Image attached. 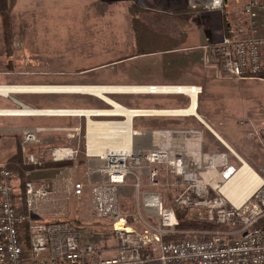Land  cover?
<instances>
[{
	"label": "built area",
	"instance_id": "2783aa9c",
	"mask_svg": "<svg viewBox=\"0 0 264 264\" xmlns=\"http://www.w3.org/2000/svg\"><path fill=\"white\" fill-rule=\"evenodd\" d=\"M223 0H188L191 10L218 12L224 15ZM226 16V15H225ZM225 36L218 43L203 47V64L224 79L264 80V3L249 0L230 19H225ZM153 88V87H150ZM182 88V87H181ZM187 95L196 97L200 88L183 87ZM193 89H196L193 91ZM153 94L152 92H147ZM104 111L80 109L0 111V116L26 117H75L85 123L81 128L65 130L69 141H77L76 148H49L50 162H74L81 153L87 160H97L100 166L87 169L91 210L95 218L110 221L116 241L115 255L104 257L95 245L80 240L70 223H42L34 220L37 206L49 202L59 193L49 182L23 184L22 214L17 207L14 176L0 170V264H145L141 257L148 249L150 259L158 264H264V171L253 174L259 186L248 199L232 203L221 193L237 169L225 154L204 153L202 133L184 126L172 130L136 132L132 120L151 116H182L184 113L155 110H128L108 101ZM127 114L131 119L129 126ZM185 115V114H184ZM109 116L108 123H97L98 117ZM99 127L106 131L98 132ZM91 129L94 133L90 135ZM37 131L22 132L20 151L26 165L40 168L44 162L28 152V146L40 144ZM151 138L146 146L145 139ZM239 164L242 161L237 159ZM246 164V163H245ZM239 169V168H238ZM161 172L175 180L167 187L181 189L171 207H166L157 191L142 193V209L154 218V225L139 231L127 225L119 212L117 191L128 177L140 188V181L147 180L149 187H157ZM98 174V179H95ZM64 194L80 198L84 185L70 183L61 186ZM215 197H212V196ZM19 204V202H18ZM203 210L208 223L229 228L215 232L208 239L184 238L164 242L163 237L174 232L178 222L176 212L184 211L195 216ZM195 218V217H194ZM27 223V237H21Z\"/></svg>",
	"mask_w": 264,
	"mask_h": 264
},
{
	"label": "crops",
	"instance_id": "0c3cea01",
	"mask_svg": "<svg viewBox=\"0 0 264 264\" xmlns=\"http://www.w3.org/2000/svg\"><path fill=\"white\" fill-rule=\"evenodd\" d=\"M247 1L249 0H227L224 16L231 19ZM259 1L264 3V0ZM130 5L137 8L138 41L133 34ZM3 20L9 23L8 39L13 36L15 40H20L19 43L22 42V58H9L10 52L6 54ZM57 22H61V25L64 23L65 44L70 42V45L72 37L78 42L79 53H75V56L71 53L69 58L56 57ZM225 32V18L220 13L191 10L188 0H0V111L30 108L100 112L106 106L111 108L108 104L110 101L128 110L184 112L192 107L191 98L187 94H150L132 90L156 86L192 87L201 89V93L195 97L193 112L174 117L136 118L132 120V128L136 132H150L184 126L201 133L204 130L211 133L213 130L204 120V109H200V106L205 108L201 105L200 96L203 95L202 86L209 85V81L216 77L214 71L202 62L203 47L220 42ZM66 36L70 39L67 40ZM144 41L150 44H142ZM137 49L141 52H136ZM71 50L70 48L69 51ZM98 53L105 56L101 57L100 62L96 61V65L90 66L89 58ZM57 58L62 59V63ZM146 59H158L157 63H153L158 67L156 71L144 66L142 60ZM72 60L83 63L72 65ZM59 64L66 67L57 69ZM118 66L125 75L156 72L157 77H160L114 80L108 78L110 73L103 72ZM77 67L80 69L76 70ZM105 87L106 90H103ZM53 88H87L94 92L51 90ZM96 120L97 123H108L112 117H98ZM71 128H81L82 134L85 130L84 120L75 117L0 116V162L12 157L14 149H17V139L24 130L38 129L40 144L35 147V152L44 163L51 164L49 155L44 154V150L76 148L77 141L66 138L65 130ZM225 138L230 140L232 147L236 146L239 154L226 146L224 141L216 140L230 154L228 156L224 153L230 163L235 160L238 162L237 159L244 163L250 161L251 153L237 147L238 144L227 132ZM81 141L83 143L82 137L81 162L85 166L93 165L96 171L100 163L96 159L87 160L84 157ZM144 142L147 147L150 146L151 138H146ZM204 149L202 135V150ZM95 179H98V174ZM59 182L67 183L65 180Z\"/></svg>",
	"mask_w": 264,
	"mask_h": 264
},
{
	"label": "rangeland",
	"instance_id": "374dc122",
	"mask_svg": "<svg viewBox=\"0 0 264 264\" xmlns=\"http://www.w3.org/2000/svg\"><path fill=\"white\" fill-rule=\"evenodd\" d=\"M60 23L61 22H57V31L55 38L56 57L65 56L69 58L71 53L73 54V56H75V53H79V44L78 42H75L76 39L73 37L70 45V42L68 44H65L63 42L64 23L62 25ZM13 35L15 36V34ZM66 39L69 40L70 38H67L66 36ZM19 41L20 40H15V38L11 36L10 40L8 39V41L6 42V54L10 52L9 58H11L12 56H19V58H22L23 53L20 51L23 49V44L22 42L19 43ZM138 44L139 43H137V46ZM142 44L149 45L150 43L144 41ZM68 48H71L72 50L69 51ZM137 51L139 52L140 50L137 49L136 52ZM92 56L93 58H89L90 66L96 65L94 63L96 61L100 62L101 57L105 55L103 53H98L92 54ZM57 59L59 60V63H62V59ZM159 60L163 61L160 57ZM142 62L144 66L147 65L153 72L156 71L158 68L153 64L157 63L158 59H146L142 60ZM70 63L72 65L76 64L78 66V64L83 63V61L72 60V62ZM64 64H59L60 67L58 66L57 69H63L64 67H66V65L64 66ZM158 66L159 69H161L160 64ZM79 69V67L76 68V70ZM103 72L110 73L108 78L114 80L127 78L136 79L143 77H153L157 79L160 77H157L158 75L156 74V72H146V75H125L123 74L119 66L116 68H109L107 70H104ZM213 73L217 80L213 77V79L209 81V85L202 86L203 95L200 96L201 105L203 104V106L205 107L201 108L200 106L201 110L204 109V120L207 125L213 131H215L217 135H219L222 141H224L236 154H238L236 151V146L232 147V145L229 144L230 140H227V138H225L226 132L229 134V136L232 137L234 141H236V144H238L237 147L240 146L241 149L243 148V150H246V153H251V155H249L250 161H247L246 164L253 172H255V174L257 173L259 174L258 176L261 177L263 176L261 175V171H264V80L245 82L235 81L233 79H224L221 75H218L215 72ZM199 114L201 115V112H199ZM195 126H197L196 122ZM202 135H204V153H226L228 156H230V154H228L224 147L218 141H216V139L211 133L204 130V133H202ZM21 137L22 134L17 139V149H14L12 157L0 162V170L5 169L11 174H13L15 178L14 183L17 186L18 194L22 193V186L27 181H32L34 183L46 181L54 186L56 192L59 191V193L56 194L52 198V200H50L49 202L40 203L37 206L36 214L33 216L34 220L42 223H56L59 221L71 222V225L75 227L76 230H78L79 235H82L84 237L86 236V234L88 235V233H90L91 235H108L109 233L112 234L111 222L95 218L91 210V198L88 187L90 177L87 178L86 172L87 169H93V165L89 164L85 166L81 162V158L83 156L79 153L75 161L76 163H44L40 168H33L32 166L26 165L23 160V155L20 151ZM37 146L38 144L29 145L27 148L28 152L33 153L39 159H42L41 156H39V154L35 152V147ZM47 150L48 149L44 150V154L47 153ZM56 164L63 165L62 167H56ZM231 164L236 169L240 167V164L236 160L233 162L231 161ZM161 174L162 175L159 176V179L157 180L159 185L153 189L149 187L148 182L145 179H142L139 182L140 188L136 189L134 187L135 181L132 177L127 178L124 184L118 189V209L122 217H124V219L126 220L127 225L131 228L142 231L144 230L146 225L155 224L154 218H150V216L145 214L144 210L142 209V193L152 190L159 192L165 206L167 207L172 206V201L174 197L178 193H180L181 189L179 187L172 188L166 186L174 183L175 180L171 177L165 176L164 172H161ZM60 180H65L67 183L62 184L61 182H59ZM69 182L82 183L84 185L82 195L79 199L74 198L72 194L67 195L61 191V186L68 185ZM212 197L215 196L213 195ZM16 201L18 209L21 211L22 214H25V210L23 208V201L20 200V196L17 195ZM205 216L206 215L203 210L195 212V216L185 212V219L188 221H193L195 223H208L206 222V220L203 219ZM27 227L28 224L25 223L21 231V237L25 239L27 237ZM217 227L218 228L213 231L203 230L200 232H183L178 231L175 228L174 232L170 235H183L179 239H196L195 236H204L206 237L205 239H208L215 232H225L229 229L225 226ZM94 241L97 243V249L99 251H103L104 257H112L115 255L116 241L113 235L112 237L110 235L108 237L100 236L97 239H94Z\"/></svg>",
	"mask_w": 264,
	"mask_h": 264
},
{
	"label": "bare ground",
	"instance_id": "6f19581e",
	"mask_svg": "<svg viewBox=\"0 0 264 264\" xmlns=\"http://www.w3.org/2000/svg\"><path fill=\"white\" fill-rule=\"evenodd\" d=\"M169 87H160V86L157 87L156 86V87H153V88L147 87V88L134 89L132 91H136V92H152V93H156V94H159V93H181V94H185L186 93V90L182 89L181 87H177V86L176 87L174 86L173 88H169ZM51 90H55V91L68 90V91H79V92L80 91L81 92L82 91H86L87 92L88 89L87 88L86 89L85 88H67V89L53 88ZM89 90H92V89H89ZM103 90H106V87ZM194 90L196 92V89H193V91ZM124 91H128V90H124ZM92 92H94V90H92ZM96 95H98V94L96 93ZM188 97L191 98L192 107L188 111H184V112L179 111V112H181V113H191V112H193V107L195 105L194 93L191 92V94L188 95ZM166 113H168V111H163V112L158 113V114H166ZM130 119H131L130 114H127V119H126L127 120V123H126L127 127L129 126ZM106 130H107L106 128H102V127L100 128L99 127V129L97 131L98 132H103V131H106ZM93 133H94V129H91L90 135H92ZM211 134L216 138V140H218V141L221 140L222 141V139L216 133H214L213 131L211 132ZM226 146H227V144H226ZM257 178L258 177H256L253 174V172L250 170V168L247 166V164L242 162V164H240L239 169H237V171L235 172V174L232 177V179L225 186H222V188H220V193L226 199L231 201L232 203L240 204L241 202H243L246 199H248L250 197V195L255 191L257 186H259L260 180H258L259 178L258 179Z\"/></svg>",
	"mask_w": 264,
	"mask_h": 264
},
{
	"label": "trees",
	"instance_id": "16d2710c",
	"mask_svg": "<svg viewBox=\"0 0 264 264\" xmlns=\"http://www.w3.org/2000/svg\"><path fill=\"white\" fill-rule=\"evenodd\" d=\"M4 8V6H2ZM129 9H130V17H131V23H132V28H133V34L135 36V39L136 41H138V21H137V8L136 6L134 5H130L129 6ZM225 19H226V16L222 15ZM3 32H4V39H5V43L8 41V38H9V23L7 20H3ZM63 164H56V167H62ZM52 166V165H51ZM18 196H20V200H22L23 198V186H22V193L21 194H18ZM176 216V219L178 221V225L176 227V230L178 231H191V232H195V231H203V230H207V231H213L215 230L217 227V225L215 224H212V223H195L193 221H188L185 219V212L184 211H178L176 212L175 214ZM39 222V221H37ZM50 223H54V222H50ZM67 223H70L71 222H67ZM78 232V230H77ZM79 234V233H78ZM89 235V236H88ZM88 235L86 234V236H82V235H79L80 236V240L83 241V242H89L90 244L92 245H97V243L94 241V239H97L98 237L100 236H105V237H108L109 235L112 237L113 234L109 233L108 235L107 234H96V235H91L90 233H88ZM183 235H174V236H165L163 237V241L164 242H169V241H174V240H182V239H179L181 238ZM196 237V240H204L206 237H202V236H195ZM93 240V241H91ZM141 257L142 258H147L149 260H147L145 262V264H158L156 261L150 259V255H149V252H148V249H144L142 250L141 252Z\"/></svg>",
	"mask_w": 264,
	"mask_h": 264
},
{
	"label": "water",
	"instance_id": "95a60500",
	"mask_svg": "<svg viewBox=\"0 0 264 264\" xmlns=\"http://www.w3.org/2000/svg\"><path fill=\"white\" fill-rule=\"evenodd\" d=\"M223 1L226 3L227 0H223Z\"/></svg>",
	"mask_w": 264,
	"mask_h": 264
}]
</instances>
